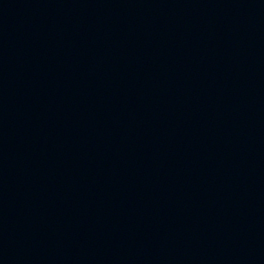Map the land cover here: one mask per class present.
Masks as SVG:
<instances>
[{
  "label": "water",
  "instance_id": "obj_1",
  "mask_svg": "<svg viewBox=\"0 0 264 264\" xmlns=\"http://www.w3.org/2000/svg\"><path fill=\"white\" fill-rule=\"evenodd\" d=\"M0 264H264V0H0Z\"/></svg>",
  "mask_w": 264,
  "mask_h": 264
}]
</instances>
